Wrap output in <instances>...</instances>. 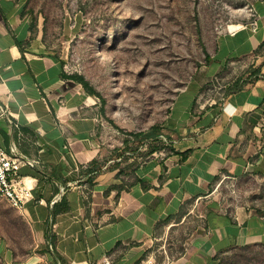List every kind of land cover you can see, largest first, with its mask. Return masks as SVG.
<instances>
[{
    "label": "crops",
    "instance_id": "1",
    "mask_svg": "<svg viewBox=\"0 0 264 264\" xmlns=\"http://www.w3.org/2000/svg\"><path fill=\"white\" fill-rule=\"evenodd\" d=\"M257 13L253 22L218 36L204 78L258 56L264 2ZM32 29L26 0H0V144L32 161L19 169L32 193L23 213L48 246L46 258L214 264L231 249L264 244V207L226 210L203 200L221 176L264 178V68L251 80L225 77L222 86L244 83L218 99L205 97L203 77H193L165 122L171 152L152 153L127 171H98V97L64 74L59 57ZM194 206L204 208L200 223L179 248L156 249L161 233L184 228Z\"/></svg>",
    "mask_w": 264,
    "mask_h": 264
},
{
    "label": "rangeland",
    "instance_id": "2",
    "mask_svg": "<svg viewBox=\"0 0 264 264\" xmlns=\"http://www.w3.org/2000/svg\"><path fill=\"white\" fill-rule=\"evenodd\" d=\"M264 0H26L32 34L84 76L98 92L102 124L97 132L98 171L132 169L152 153L171 152L165 122L181 90L202 78L205 97H222L225 77L251 80L264 68V44L256 57L226 64L204 78V65L219 35L257 18ZM263 56V57H260ZM1 112V109H0ZM207 198L230 210L264 207V178L217 179ZM203 205V204H202ZM194 206L184 228L160 234L156 249L174 253L200 223ZM188 212V210H187ZM179 241V242H177ZM26 215L0 197V264H56ZM214 264H264V244L237 247Z\"/></svg>",
    "mask_w": 264,
    "mask_h": 264
},
{
    "label": "built area",
    "instance_id": "3",
    "mask_svg": "<svg viewBox=\"0 0 264 264\" xmlns=\"http://www.w3.org/2000/svg\"><path fill=\"white\" fill-rule=\"evenodd\" d=\"M32 163L16 151L9 152L0 144V197H3L17 210L23 212L25 204L32 199L30 187L22 180L19 169ZM100 264H113L109 257H104Z\"/></svg>",
    "mask_w": 264,
    "mask_h": 264
},
{
    "label": "trees",
    "instance_id": "4",
    "mask_svg": "<svg viewBox=\"0 0 264 264\" xmlns=\"http://www.w3.org/2000/svg\"><path fill=\"white\" fill-rule=\"evenodd\" d=\"M264 44V43H263ZM66 76L73 78L74 80H76L78 83H80L82 85V87L90 94H94L98 96V92L89 84V82L84 78L83 75L78 74V73H73V74H68V73H64ZM244 83V81H243ZM242 82L239 81H235L234 85L230 88V89H234L237 88L239 86L243 85ZM1 134L4 138H8V135L4 132L1 131ZM246 247V246H245Z\"/></svg>",
    "mask_w": 264,
    "mask_h": 264
}]
</instances>
